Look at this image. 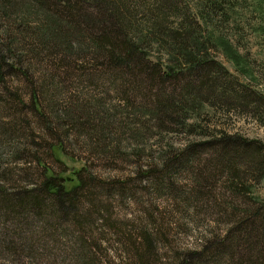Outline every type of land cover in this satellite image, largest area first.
I'll list each match as a JSON object with an SVG mask.
<instances>
[{
  "label": "trees",
  "instance_id": "16d2710c",
  "mask_svg": "<svg viewBox=\"0 0 264 264\" xmlns=\"http://www.w3.org/2000/svg\"><path fill=\"white\" fill-rule=\"evenodd\" d=\"M221 3L203 0L193 11L178 0H25L22 9L15 8L20 11V21L14 26L18 32L4 43L7 53L0 56V103L4 107L0 116L8 120L0 124V131L10 150L14 149L9 147L14 145L13 139L29 141L25 154L16 158L23 159L24 166L0 171V242H7L6 247L0 246L10 252L3 254L10 261L22 257L21 264L36 262L40 253L32 250L31 243L40 241L61 246L67 254L64 263L114 264L107 259V249L101 246L105 238L96 226L105 223L102 213H110L109 199L104 197L127 189L130 180L109 183L81 167L74 171L73 183L47 161H58L54 149L65 154L62 142L72 134L78 140L86 139L89 148L105 144L111 153L114 134L124 129L135 131L136 123L143 121L138 118L141 114V119L164 131H177L176 127L206 136L195 144L209 156L199 153L195 159L198 171L219 166L216 170L223 190L219 196L233 209L215 205L229 226L199 249L178 254L179 264H264V199L249 197L251 185L264 178V142L223 130L211 136L197 122L207 109L221 104L227 112L248 113L264 126V94L245 83L228 81L227 70L210 57L211 51L219 50L243 67L242 57L227 49L231 44L223 40L225 49L220 50L219 36L214 38L203 27L212 22L211 16H227ZM152 50L162 58L151 60ZM33 59L44 63L43 69L64 74L67 84L84 73L100 79L128 111L125 122L116 121L114 113L99 110L100 100L89 96L79 103L78 97L71 98L69 107L64 102L68 96L63 94L59 103L52 102L53 92L43 89L47 77L38 83L39 77L29 70ZM21 60L28 61L25 67ZM14 77L27 81L26 98ZM71 88L74 91L75 86ZM82 102L93 108L92 113L82 110ZM29 115L33 119L27 118ZM31 124L33 128L36 125L34 130ZM181 152L174 155L170 167L181 165L185 153ZM210 192L192 191L195 198L189 197V206L194 207V200L210 199ZM107 225L114 227L111 222ZM118 231L131 264L154 263V241L149 233L137 230L132 237ZM28 232L37 233L33 241ZM14 236L24 240L25 246L15 243Z\"/></svg>",
  "mask_w": 264,
  "mask_h": 264
},
{
  "label": "rangeland",
  "instance_id": "374dc122",
  "mask_svg": "<svg viewBox=\"0 0 264 264\" xmlns=\"http://www.w3.org/2000/svg\"><path fill=\"white\" fill-rule=\"evenodd\" d=\"M24 1L0 0V56L7 53L5 49L3 51L4 43L7 44L11 41V34L18 32L14 26L20 21L17 18L20 11L15 8L22 9ZM180 1L186 6L188 5L189 9L196 11L197 6L199 7L203 0H178L179 3ZM263 3L262 0H222L221 4L224 6L222 8L227 16L220 15L221 17H219L217 14L211 16L212 22L203 27H206L207 32L214 38L219 36L218 48L220 50L224 51L225 47L222 45L224 44L223 40H226L232 46L227 45V49L229 51L235 50L239 57H242L241 64L243 67L235 65L229 57H225L219 50L211 51L210 57L227 70L228 81L245 83L264 94V14H261L264 10ZM189 11L192 13L191 10ZM9 27L11 29L13 27V30L9 31ZM153 50L151 51L152 55H149L151 60L156 61V56L162 58L160 53ZM11 56L14 58L12 53ZM21 61L24 62L23 67H25L28 61ZM35 61L33 59L32 62H29V70L31 69V72L39 77L38 83L41 78L45 76L48 78L50 74H53L52 78H46L43 87V89L53 92L52 102L59 103L60 95L63 94L68 96L67 99L64 98V102L66 103L65 106L69 107L72 105L71 98L78 97L79 103V100H87L89 96L93 101L95 99L100 100L99 110L107 111L109 114L114 113L116 121L125 122V114H128V111L115 98L117 94L108 89L107 85H103L100 79L84 73L77 76V79L71 82H74L72 85L71 83L67 84L64 74L49 68L43 69L44 63H36ZM12 80L19 82L20 92L22 90L24 98H26L28 96V91L25 89L28 85L27 81L16 77ZM67 86H70L69 90L66 89ZM71 86H75L74 91H71ZM165 86L168 92L169 89L167 85ZM80 107L87 112L92 113L93 111V108L87 103H80ZM2 109L4 107L0 103V112ZM206 111V116L201 115L197 122L211 136L219 133V130H223L230 134L237 133L264 142V126L258 124L250 114H241L240 110L227 112L221 104ZM135 113L137 115V112ZM140 116L141 114H138L139 120L143 121L136 123L135 131L131 132L124 129L118 130L115 134L112 132L115 137L111 153L108 152L105 144H100L101 147L92 146L89 148L86 139L78 140L72 134L66 141L62 142L65 154L59 149H54V155L58 161L48 159L47 164L54 171H60L62 177L71 178L73 183L75 182L74 171L81 167L97 179L109 183L117 180L122 182L130 180L127 189L122 192H115L113 195L110 193L104 197V199H109L108 211L110 213H102L105 217V223L102 226H96V230L103 232L102 235L105 239L101 246L107 249V259L109 258L114 264H131L133 261L127 255L125 245L122 242L125 240L116 233L119 232L118 230H122L123 234H130L134 237L138 230L149 233L153 238L156 254L153 264H179L178 254L199 249L204 241L213 236H219V233L229 226L228 220L224 217L225 214L219 213L215 205L218 207L219 205L226 206L227 211L233 209L223 203L219 196V194H223V190L219 188V169L216 170L219 166L216 164V169L211 171H207V168L198 171L195 159L199 153L201 157L207 158L209 156L203 151L201 152L195 144L203 141L206 136L197 135L195 132L187 133L185 130L176 127L174 128L177 131L167 132L157 128L153 122L144 121L145 118L141 119ZM27 118L33 119L32 115L27 116ZM128 118L132 119V117ZM3 121L7 122L8 120L2 119L0 116L1 125ZM111 121H113V117ZM189 121L193 122V120ZM4 139L5 136L3 137L2 131H0V171L2 168L24 166L21 165L23 159L16 160V158L25 154L26 143L29 138L11 140L14 145L9 147H14L13 150L6 146ZM47 140L51 139L47 138ZM193 144L195 145L193 146L194 149L188 148L183 151L185 147ZM193 150L195 151L192 152ZM181 151L185 153L183 154ZM179 152L182 153V160L179 161L181 165L176 162V166L170 167L172 158ZM183 157L186 159L183 160ZM219 161L220 158H217V162ZM149 171L151 175L148 173ZM159 172L166 173L157 177L156 174ZM142 174L146 175L142 176ZM195 190H199V193L211 191V198L202 202L194 200V207H191L188 200H190L189 197L195 198L192 193ZM224 196L226 197L227 194L225 193ZM251 196L259 200L264 199V178L257 184L251 185L249 197ZM110 214V219H107ZM110 222L114 224V227L107 225ZM115 230L117 231L114 232ZM27 235L33 241L37 233L28 232ZM21 236L24 238L22 233ZM12 239L15 243L25 246L24 240L15 236ZM0 243L5 247L7 246L5 240ZM31 244L33 245L32 250L40 253L37 261H31V264H69L63 261L67 254H64L61 246H51V243L44 245L40 241H34ZM3 246H0V264H21L24 262L22 257L16 262L10 261L8 256L3 255L5 252L6 254L10 253ZM24 264H28V262Z\"/></svg>",
  "mask_w": 264,
  "mask_h": 264
}]
</instances>
